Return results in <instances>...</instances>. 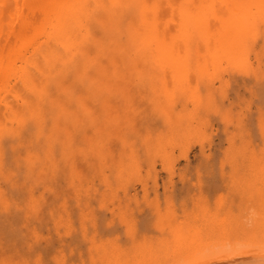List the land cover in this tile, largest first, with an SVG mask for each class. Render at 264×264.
Masks as SVG:
<instances>
[{"label":"bare ground","instance_id":"1","mask_svg":"<svg viewBox=\"0 0 264 264\" xmlns=\"http://www.w3.org/2000/svg\"><path fill=\"white\" fill-rule=\"evenodd\" d=\"M263 49L264 0H0V264H49V222L59 230L72 222L70 211L89 206L100 191L96 175L112 184L116 135L141 119L129 99L145 91L130 75L248 63ZM209 91L197 92V108L211 104ZM162 131L157 149H166ZM120 141L125 147L135 138ZM250 219L229 221L222 237L210 229L151 248L148 257L264 264V247L249 255L241 248L243 239L247 248L250 240L264 244L263 223L251 219L261 225L255 229Z\"/></svg>","mask_w":264,"mask_h":264},{"label":"rangeland","instance_id":"2","mask_svg":"<svg viewBox=\"0 0 264 264\" xmlns=\"http://www.w3.org/2000/svg\"><path fill=\"white\" fill-rule=\"evenodd\" d=\"M263 53L262 59L251 53L248 63L193 67L195 73L130 75V84L145 91L129 99L142 108L141 119L124 124L132 134L122 129L116 135L112 184L92 172L100 189L92 205L75 207L72 222L59 224V230L49 222V264H179V254L149 258L147 252L179 246L210 229L222 237L232 220L255 218L264 225ZM198 91L214 95L208 107L195 105L201 104ZM164 101L176 105L163 110ZM117 117L126 121L128 111ZM142 124L148 129L141 130ZM160 131L168 134L166 149L155 144ZM125 137L135 142L124 147ZM243 240L247 255L263 251L264 244L250 240L255 244L247 248Z\"/></svg>","mask_w":264,"mask_h":264}]
</instances>
